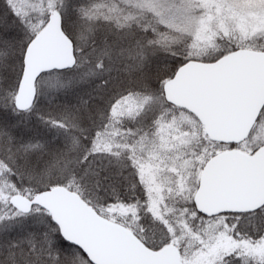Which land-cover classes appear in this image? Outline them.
<instances>
[{"label":"snow or ice","instance_id":"1","mask_svg":"<svg viewBox=\"0 0 264 264\" xmlns=\"http://www.w3.org/2000/svg\"><path fill=\"white\" fill-rule=\"evenodd\" d=\"M0 264H264V0H0Z\"/></svg>","mask_w":264,"mask_h":264}]
</instances>
